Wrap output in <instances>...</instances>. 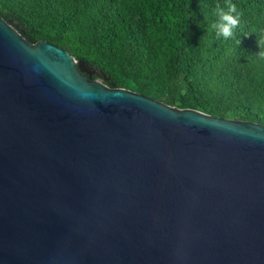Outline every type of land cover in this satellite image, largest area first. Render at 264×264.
Returning a JSON list of instances; mask_svg holds the SVG:
<instances>
[{"label": "water", "instance_id": "1", "mask_svg": "<svg viewBox=\"0 0 264 264\" xmlns=\"http://www.w3.org/2000/svg\"><path fill=\"white\" fill-rule=\"evenodd\" d=\"M93 73L0 17V264H264V126Z\"/></svg>", "mask_w": 264, "mask_h": 264}, {"label": "trees", "instance_id": "2", "mask_svg": "<svg viewBox=\"0 0 264 264\" xmlns=\"http://www.w3.org/2000/svg\"><path fill=\"white\" fill-rule=\"evenodd\" d=\"M228 2L0 0V17L95 68L90 80L264 126V0H230L240 23L225 39L211 25Z\"/></svg>", "mask_w": 264, "mask_h": 264}, {"label": "clouds", "instance_id": "3", "mask_svg": "<svg viewBox=\"0 0 264 264\" xmlns=\"http://www.w3.org/2000/svg\"><path fill=\"white\" fill-rule=\"evenodd\" d=\"M227 11L216 6L214 14L218 16V21L211 25V28L216 31L217 36H222L225 39L233 36L234 29L239 26L240 13L237 11V6L229 2L226 4Z\"/></svg>", "mask_w": 264, "mask_h": 264}, {"label": "rangeland", "instance_id": "4", "mask_svg": "<svg viewBox=\"0 0 264 264\" xmlns=\"http://www.w3.org/2000/svg\"><path fill=\"white\" fill-rule=\"evenodd\" d=\"M94 80L97 81V82H100L101 84H103V83L101 82V79H100L99 77L95 78ZM103 85H104V84H103ZM218 117L224 118L222 115H221V116H218Z\"/></svg>", "mask_w": 264, "mask_h": 264}]
</instances>
